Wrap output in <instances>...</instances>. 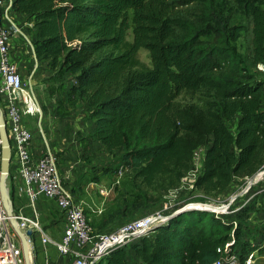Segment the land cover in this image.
I'll list each match as a JSON object with an SVG mask.
<instances>
[{
	"label": "trees",
	"instance_id": "trees-1",
	"mask_svg": "<svg viewBox=\"0 0 264 264\" xmlns=\"http://www.w3.org/2000/svg\"><path fill=\"white\" fill-rule=\"evenodd\" d=\"M13 10L34 19L35 58L75 77L73 93L85 100L97 141L111 155L121 151L124 175L140 185L176 189L201 146L194 187L203 197L220 196L263 165L264 83L250 70L262 73L264 64V0H15ZM242 34L246 56L235 49ZM180 97L202 107L195 112ZM231 233L211 214L189 211L104 264H132L131 251L142 264H213Z\"/></svg>",
	"mask_w": 264,
	"mask_h": 264
},
{
	"label": "built area",
	"instance_id": "built-area-1",
	"mask_svg": "<svg viewBox=\"0 0 264 264\" xmlns=\"http://www.w3.org/2000/svg\"><path fill=\"white\" fill-rule=\"evenodd\" d=\"M14 1L0 0V108L14 164L10 166L6 181L11 202L10 216L0 195V264H25L21 240L13 221L22 233L31 230L33 239L39 236L43 246L52 242L40 222L39 206L43 199L53 203L59 213L61 235L53 244L67 264H104L111 252L129 248L185 207L202 208L232 229L230 240L216 249L218 259L213 264H255L260 253L264 252V163L257 173L243 179L239 187L222 201H217L198 194L194 187L202 171L206 147L194 152L190 169L180 186L170 191L188 193L190 199L198 197L199 201L188 199L171 203L164 199L154 211L93 234L90 219L81 204L76 202L71 184L60 173L55 156L50 151L37 154L31 150L34 133L26 118L41 115L42 110L33 90L31 74L26 79L19 74L18 58L11 48L12 29L16 27L11 18ZM24 37L35 58L31 41ZM257 69L263 72L264 64H259ZM40 133L42 135V131ZM125 173V167L120 165L113 187L120 183ZM99 192L108 195L106 189ZM18 199L24 203H16ZM235 230L239 231L238 237L234 236ZM33 239L27 238L29 254ZM243 249L246 253L241 258Z\"/></svg>",
	"mask_w": 264,
	"mask_h": 264
},
{
	"label": "crops",
	"instance_id": "crops-1",
	"mask_svg": "<svg viewBox=\"0 0 264 264\" xmlns=\"http://www.w3.org/2000/svg\"><path fill=\"white\" fill-rule=\"evenodd\" d=\"M11 18L15 24V31L12 29L11 48L18 58L19 74L26 79L31 74L33 89L36 86L45 89V81L54 78L57 71L48 67L45 61H36L31 55V48L26 43V36L32 43L37 39V26L34 19L26 14L16 11L11 12ZM10 26V25H9ZM30 73V74H29ZM74 84L75 77L67 74ZM46 78V79H44ZM49 78V79H48ZM39 88V87H36ZM64 95V94H63ZM50 106V105H49ZM76 111L72 110L67 113V119L73 120ZM57 115V114H56ZM55 115V116H56ZM95 128V127H94ZM61 128L46 126L42 132V138L35 135L31 145L34 153H42L50 151L57 154L56 160L60 173L63 178H67L71 184L72 192L77 203L81 204L85 214L92 221V229L95 233H101L109 228L118 225L115 212L108 211L104 208L106 198L112 194L107 187L108 174L104 168H111L112 176L115 181L117 168L120 166L121 151H115V156L111 155L106 148L97 141L95 137V129L88 135L87 139H80L76 134L84 136L79 126H70L63 129L61 143L58 142V135L62 132ZM41 135V134H40ZM57 136V138H56ZM242 181V180H236ZM236 183V182H235ZM233 183L232 185H234ZM232 185L224 192L231 189ZM100 189L108 190V195L100 194ZM223 192V193H224ZM16 203H24L22 199H18ZM40 222L44 233L50 238L51 243L43 246L40 237L36 236L32 240L33 264H67L65 258L58 254L53 242H57L61 235V227L59 224V213L53 203L43 199L39 206ZM132 264H142L134 252H130Z\"/></svg>",
	"mask_w": 264,
	"mask_h": 264
},
{
	"label": "rangeland",
	"instance_id": "rangeland-1",
	"mask_svg": "<svg viewBox=\"0 0 264 264\" xmlns=\"http://www.w3.org/2000/svg\"><path fill=\"white\" fill-rule=\"evenodd\" d=\"M132 39L133 35L130 29L127 33V40L131 42ZM248 48L249 38H247L245 34H242V37L238 40L237 43H235V49L237 53L246 56ZM138 59L145 66L149 68L151 67V59L147 50L140 49L138 51ZM250 72L255 73L257 77H259L264 83V71L262 73H258L256 70H250ZM67 74H70V72H58V74H56L54 78H51L52 76H49L50 79L48 78L49 80L44 82L46 85L45 89H41L40 86H36L39 88L35 87V89H33L42 110L41 115H35L33 117L26 118V120L28 119L30 121L29 127L30 130L33 131L34 137L35 135H39V138H42V135H40V131L43 132L46 126L57 127L61 128L62 130L57 139L58 142L61 143V138L65 137V135H63V129L67 127L79 126L84 133L83 137L79 133L76 134L80 139H87V135L93 129H95V123L89 117L88 106L85 103V100L79 95V93H73L72 87L76 84V82L74 81L73 86H71L72 81L69 79V76H66ZM179 101L186 107H193L195 112H197L199 107H202V104L199 101L190 97H180ZM72 110L76 111L75 118L73 120H69L67 119V117L69 116L67 115V113ZM230 130L233 132L234 127H230ZM53 155L57 157L56 153ZM12 165L14 166V164L11 162V166ZM103 170L108 174V181L106 185L107 187L112 189V194H110L106 198L104 208L106 207L108 211H116L119 215L122 216V221L136 219L142 214L154 211L158 208L160 202L164 199L170 201L171 203H176L177 201L186 202L185 200H188L191 197V195L188 193H171L170 190L165 193H154L144 185H140L139 181H134L127 174L121 177L119 185H115L113 187V170L111 168H104ZM243 181H236V183L232 185L229 191L224 192L220 196L216 198L213 197L211 199L222 201L228 194L239 187ZM190 200H192L193 202L199 201L198 197H194ZM30 257L31 261H33L32 251L30 253ZM255 264H264V252L260 253Z\"/></svg>",
	"mask_w": 264,
	"mask_h": 264
},
{
	"label": "water",
	"instance_id": "water-1",
	"mask_svg": "<svg viewBox=\"0 0 264 264\" xmlns=\"http://www.w3.org/2000/svg\"><path fill=\"white\" fill-rule=\"evenodd\" d=\"M35 60H37L35 58ZM0 151H1V160H0V195H1V200L3 203V206L7 212V214L10 216L11 215V202L8 197V192L6 188V181L7 177L10 172V166H11V145L8 140V136L6 133L5 129V123L3 120V115L2 111L0 108ZM189 211H202L206 212L204 209L199 208V207H185L182 209L177 210L170 218L177 216L179 214L189 212ZM169 218V219H170ZM168 219V220H169ZM13 226L15 227L20 240H21V245H22V250H23V255L25 258V264H32L31 259H30V254H29V246L27 242V238L33 239L34 234L31 230H27L24 233L18 230L15 221H13Z\"/></svg>",
	"mask_w": 264,
	"mask_h": 264
}]
</instances>
